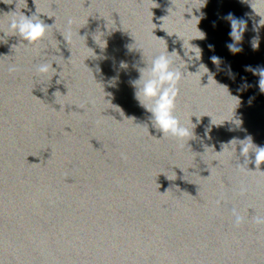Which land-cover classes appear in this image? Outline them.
<instances>
[{"label":"water","instance_id":"obj_1","mask_svg":"<svg viewBox=\"0 0 264 264\" xmlns=\"http://www.w3.org/2000/svg\"><path fill=\"white\" fill-rule=\"evenodd\" d=\"M203 4L0 0V264H264V173L239 166V146L222 151L247 136L264 146V92L247 70L264 69V5ZM20 11L47 16L43 40L9 32ZM229 13L246 21L235 54ZM190 39L201 57L188 72L208 73L179 85L176 115L197 116L181 147L143 127L131 81L144 63L129 48L145 62L165 47L187 60ZM53 61L57 72H38Z\"/></svg>","mask_w":264,"mask_h":264},{"label":"clouds","instance_id":"obj_2","mask_svg":"<svg viewBox=\"0 0 264 264\" xmlns=\"http://www.w3.org/2000/svg\"><path fill=\"white\" fill-rule=\"evenodd\" d=\"M205 2L206 0H204V4ZM258 2L260 5H264V0H258ZM193 9L196 8H192L190 12L188 10H186L185 12L191 14ZM254 12L259 17H261L258 11H254ZM41 15L46 16L45 14L37 13L36 11L35 13L26 16L24 13L20 11L18 18L13 17L9 21V32L13 36L18 35L20 40L25 42L26 44H36L40 42L45 37L47 29L50 27V25L46 24L44 20L41 19ZM197 18L199 21V17ZM225 19L230 21L231 31L229 32V36L233 41L232 43H229L226 46L231 53L235 54L242 50L241 48L237 47V44L242 40V36L246 28V21L237 20L236 18L233 17L231 13H229L225 17ZM261 21H262V17L259 21V24L264 25V23H262ZM100 40L103 42L105 47L106 43L101 39V36H100ZM191 40L192 39L187 41V46H185V43L183 41L184 57H186L187 60L182 59L181 56L178 55V53L175 50L169 52L167 50V47H165L163 51L153 55L149 62H145L142 48L131 47V46L129 48L130 51L132 49L140 50L142 52V59L144 63V67L137 68V71L139 72L138 79L131 81V85L134 89V98L138 101L139 105L147 113L150 114L148 117V123L144 124L143 127L147 129V132L149 134L148 124H150L151 127L156 132L161 134L159 139L168 138V137L175 138L178 141L182 142L181 147L186 146L188 141L194 138L193 129L195 125L192 123L191 117L193 116L197 117V116L195 114L189 115L187 117V122L185 123L176 115L175 112L176 105L178 102V97L180 96V92H181L179 85L190 74L194 75L198 73L201 66H203L206 69V71L201 76L208 73V69L203 64L199 66V70L196 73L188 72L187 64H190L193 61H198L201 57V50L197 47L192 46L189 43V41ZM258 46H259L258 40L253 39L252 41L253 49L258 48ZM209 47L211 48L212 46L209 45ZM211 59L214 64L220 63V59L218 57L214 56ZM54 62L55 61L51 63H43L39 65L38 72L41 74H47L50 71L57 72V69L53 67ZM127 66L128 65L123 61L120 64L121 68H127ZM247 70L252 71L254 75L258 74L260 76L259 88L262 92H264V90H262L264 89V69L256 70L249 68ZM9 71L10 72L15 71V67L10 66ZM229 75H231L230 70H229ZM209 77H211V79L217 84V82L213 79L212 74L208 75V81H209ZM115 79L116 78H113V84ZM225 88L227 89V87ZM104 100H106L105 96H104ZM231 121L236 126V128H239L242 123V121H240L239 119L233 120L232 118ZM197 122H199L198 119ZM222 146H231L230 149L222 148V151L230 150L236 155H237V146H239V157L244 158L243 164L239 163V166L241 167L246 166V168L250 170L248 168V165L252 163L254 164L255 170H259L260 172L264 173V171L261 170V165L264 164V146L254 145L251 136H247L243 140H238L234 138L231 141H229L227 144H224ZM249 153L253 154L254 159L251 160L249 159ZM234 215H235V222L239 224L242 218L239 215L235 214V210H234ZM257 222L264 223V219H258Z\"/></svg>","mask_w":264,"mask_h":264}]
</instances>
